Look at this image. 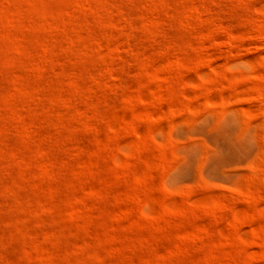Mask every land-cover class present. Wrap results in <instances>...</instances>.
Segmentation results:
<instances>
[{
	"label": "rangeland",
	"instance_id": "1",
	"mask_svg": "<svg viewBox=\"0 0 264 264\" xmlns=\"http://www.w3.org/2000/svg\"><path fill=\"white\" fill-rule=\"evenodd\" d=\"M0 264H264V0H0Z\"/></svg>",
	"mask_w": 264,
	"mask_h": 264
}]
</instances>
